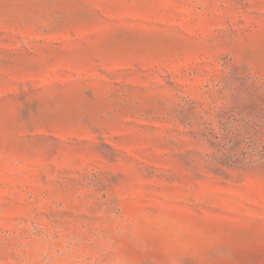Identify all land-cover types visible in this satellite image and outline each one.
<instances>
[{
    "label": "rangeland",
    "instance_id": "rangeland-1",
    "mask_svg": "<svg viewBox=\"0 0 264 264\" xmlns=\"http://www.w3.org/2000/svg\"><path fill=\"white\" fill-rule=\"evenodd\" d=\"M0 264H264V0H0Z\"/></svg>",
    "mask_w": 264,
    "mask_h": 264
}]
</instances>
